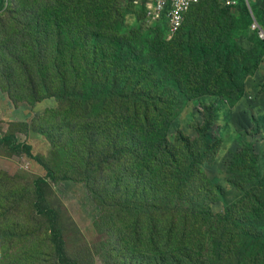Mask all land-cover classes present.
<instances>
[{
  "label": "rangeland",
  "instance_id": "1",
  "mask_svg": "<svg viewBox=\"0 0 264 264\" xmlns=\"http://www.w3.org/2000/svg\"><path fill=\"white\" fill-rule=\"evenodd\" d=\"M102 1L65 0L56 11L57 0H4L0 28L15 25L17 12H38L42 20L59 16L64 25L76 27L69 37L76 43L68 55L74 51L78 59L85 58V33H90V45L112 46L108 48L112 54L129 57L135 52L129 59L156 76L144 87L156 89L157 101L150 103L167 100L160 105L161 112L153 114L156 131L149 134L144 124L139 128L141 135L154 143L166 129L164 120H171L168 140L175 142L182 135L186 143L190 138L192 161L198 162L200 156L205 160L192 167L195 175L188 174L187 183L156 185L158 190L136 200L126 195L129 187L122 185L121 193L113 194L119 204L114 220H106L108 207L90 191L93 185L82 181L84 170H75L74 178H62L61 172L70 167L62 166L66 152L55 167L60 172L57 178L49 177L43 166V161L57 158L49 135L60 136L57 126L63 120L57 123L56 118L63 108L67 111V103L62 105L55 97L27 102L20 100L21 94L14 101L0 87V191L11 188L23 195L28 189L36 190L38 202H26L24 210L44 212L42 222H47V228L43 235L49 231L56 237L54 242L65 250L68 264H264V224L253 223L254 212L264 215V40L251 28L253 16L264 25V0L233 8L221 6L219 0H201L192 6L176 34L146 12L143 0H104V5ZM177 36L184 38L173 51L177 58L179 53L184 55L180 68L171 56ZM24 45L20 40L19 46ZM207 79L212 86H205ZM107 83L103 75L90 78L95 87L90 92L81 78L72 98L82 99L83 111L102 119L101 109L115 93L99 89ZM120 87L119 83L112 89ZM45 115L50 116L48 121L38 122ZM149 156L146 151L145 157ZM247 193L255 208L251 203L248 206ZM4 200L0 192V201ZM140 202L158 206L153 209L158 213L154 216L157 228L151 225L149 208L145 209L148 215L135 210ZM225 215H229L227 220ZM22 219L11 226L26 231ZM227 221L232 225L223 229ZM9 231L0 227V235ZM255 231L261 239L246 237ZM220 233L226 234L225 243L218 244ZM18 247V240L0 245V262Z\"/></svg>",
  "mask_w": 264,
  "mask_h": 264
},
{
  "label": "trees",
  "instance_id": "2",
  "mask_svg": "<svg viewBox=\"0 0 264 264\" xmlns=\"http://www.w3.org/2000/svg\"><path fill=\"white\" fill-rule=\"evenodd\" d=\"M104 2L103 0L102 5ZM65 3V0H57L55 10L58 11ZM91 7L93 8V5ZM4 8V0H0V18L3 17L1 10ZM14 21L16 24L12 27L2 25L3 30L0 28V87L14 101L18 100L16 95L21 94L20 100L27 102L55 97L62 105L67 103V111L63 108L56 118L57 123L63 120L57 126L60 136L55 138L49 135L53 153L57 155L56 159L43 161L49 177L53 179L58 177L60 172H56L55 167L58 166L61 155L66 152L62 166L69 164L70 167L61 172L62 178H74L71 174H75V170L80 172L84 170L82 181L87 185H93L94 190L89 187L90 191L95 192L99 202L101 200L107 205L105 219L114 220L113 214L119 208V204L114 200L113 194H120L122 185L129 187L125 190L126 195L136 200L147 195L150 190H158L156 185L187 183V175H195L192 167H196L199 162L205 160V157H198V162L192 161L193 156L188 153L193 149V141L190 138L186 139V143L183 142L185 136L182 135L175 142L168 140L166 130L171 120H164L166 129L162 137L154 143L140 133L139 128L144 124L148 126L149 134L156 131L157 122L153 120V114L160 113V105L167 100L163 99L158 104L150 103L157 101L156 89L144 87L148 88L149 83L153 82L156 76L152 71L149 74L145 73L142 65L129 59L135 52L129 57L120 53L112 54V51L108 50V48L113 49L112 46L90 45L89 41L92 42L90 33H85V58L78 59L74 51L72 56L68 55L76 43L72 36L69 38L76 30V27H69L73 23L64 25L59 16L42 20L38 17V12L37 14L17 12ZM174 38L177 40L174 39L171 46V56L176 59L177 68H180L184 64V55L179 53L177 58L173 51L181 47L184 38L182 36ZM20 40L25 43L23 47L19 46ZM99 62L105 64L103 68ZM101 75L108 83L99 89L109 88L115 93L111 95V103L101 109L102 119H97L93 114L83 111L82 99L72 96L76 95V87L81 78L84 79L86 88L92 92L95 87L90 85V78L94 80ZM119 83L121 84L119 89H112V86L116 88ZM205 86H212V83L207 79ZM81 94L84 96V93ZM208 94L216 93L208 91ZM152 106L157 108L154 110ZM49 117V115L42 116L38 122H47ZM104 120L105 125H102ZM82 126L90 128L84 129ZM213 145L209 147L213 148ZM146 151L150 152L149 157H145ZM133 174L138 178L133 179ZM100 185L101 189H99ZM113 185L115 186L112 189ZM131 185H134L132 191ZM185 186L183 185V188ZM194 186L197 188L199 185ZM109 191L112 195L105 197V193ZM0 192L5 195V200L0 201V227L10 228L8 234L0 235V245H12L14 240H18L20 244V247L8 252L0 263L68 264L65 250L54 242L56 237L49 235V231L43 235L47 228V222H42L44 219L41 215H44V212L39 214L36 212L39 210H33L26 213L24 210L26 202L32 201L35 204L38 202L36 190L32 192L28 189L23 195H18L17 191L11 188ZM9 193L12 195H8ZM246 197L249 201L248 206L251 203L253 205L251 208H255L251 195L247 193ZM112 201L114 204H111ZM156 207L158 206L151 203L140 202L135 210L148 215L145 209L149 208L151 213L149 220L152 221L151 225L157 228L159 222H154V216L158 213L153 212ZM48 211L50 214L54 213L52 209ZM192 214L196 213L192 212ZM228 217L229 215H225L223 219L227 220ZM253 217V223L264 224V215L254 212ZM125 218L127 219V217L121 219ZM21 219L27 225L24 228L26 231L20 230L19 226L18 230L11 226ZM248 220L251 222L250 219ZM227 222L223 225V229L232 225L231 222ZM37 225L39 227L34 233H28L29 229H35ZM151 225L149 228L152 227ZM248 235L246 237L254 236L261 239V235L256 231ZM226 241V234L220 233L218 244Z\"/></svg>",
  "mask_w": 264,
  "mask_h": 264
},
{
  "label": "built area",
  "instance_id": "3",
  "mask_svg": "<svg viewBox=\"0 0 264 264\" xmlns=\"http://www.w3.org/2000/svg\"><path fill=\"white\" fill-rule=\"evenodd\" d=\"M201 0H143L142 6L146 12L162 22L171 34H176L183 26L185 18L193 5ZM250 0H219L223 7H236L240 4H249ZM251 28L257 33L260 40H264V25H260L256 17H252Z\"/></svg>",
  "mask_w": 264,
  "mask_h": 264
}]
</instances>
